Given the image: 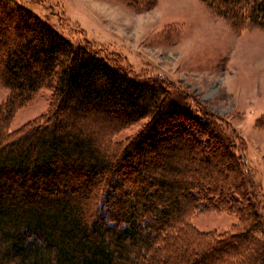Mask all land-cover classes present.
Returning <instances> with one entry per match:
<instances>
[{
    "label": "trees",
    "instance_id": "obj_1",
    "mask_svg": "<svg viewBox=\"0 0 264 264\" xmlns=\"http://www.w3.org/2000/svg\"><path fill=\"white\" fill-rule=\"evenodd\" d=\"M200 1L235 32L264 29V0ZM74 29L0 0V264H264V192L234 129ZM43 87L47 112L8 129ZM213 208L239 223L190 222Z\"/></svg>",
    "mask_w": 264,
    "mask_h": 264
},
{
    "label": "rangeland",
    "instance_id": "obj_2",
    "mask_svg": "<svg viewBox=\"0 0 264 264\" xmlns=\"http://www.w3.org/2000/svg\"><path fill=\"white\" fill-rule=\"evenodd\" d=\"M20 1L51 23L75 27L66 32L74 39L81 37V28L135 70L161 77L195 96L234 129L236 141L246 148L250 178L264 192V126L257 124L264 115V29L235 32L200 0H156L143 10L125 0ZM50 93L49 88L38 89L12 115L8 129L46 113ZM7 94L0 86V101ZM143 122L122 129L114 140L132 137ZM190 222L200 231L228 233L239 220L234 213L213 208L199 209Z\"/></svg>",
    "mask_w": 264,
    "mask_h": 264
}]
</instances>
